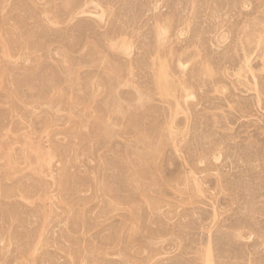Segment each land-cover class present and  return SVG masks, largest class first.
<instances>
[{"label":"rangeland","instance_id":"rangeland-1","mask_svg":"<svg viewBox=\"0 0 264 264\" xmlns=\"http://www.w3.org/2000/svg\"><path fill=\"white\" fill-rule=\"evenodd\" d=\"M0 133V264H264V0H0Z\"/></svg>","mask_w":264,"mask_h":264},{"label":"bare ground","instance_id":"bare-ground-1","mask_svg":"<svg viewBox=\"0 0 264 264\" xmlns=\"http://www.w3.org/2000/svg\"><path fill=\"white\" fill-rule=\"evenodd\" d=\"M160 34H161V33H160ZM160 34H159V37H161ZM162 35H163V32H162ZM164 35H165V34H164ZM164 35L162 36V38L164 37ZM158 68H159V67H158ZM159 69H160V68H159ZM159 69H158V70H159ZM160 71H162V73H163L162 77H163V76H164V68H163V66H161V70H160ZM160 71H159V74H160ZM204 71H205V70H204ZM204 71H203V73H204ZM208 71H210V70H208ZM205 73H206V72H205ZM207 73H208V72H207ZM209 73H210V72H209ZM209 73H208V75H209ZM157 74H158V73H157ZM210 74H211V73H210ZM206 75H207V74H206ZM156 76H157V75H156ZM162 77H159V78H162ZM165 77H166V76H164V78H165ZM159 80H160V81H161V80L163 81V79H159ZM160 81H159V83L161 84ZM162 83L165 84V82H162ZM137 95H139V94H137ZM136 97H137V98H136ZM136 97H135V98L138 99V97H141V96H136ZM135 98H134L133 103H134L135 100H136ZM138 100L140 101V100H142V98H141V99L139 98ZM140 102H143V101H140ZM135 103H136V102H135ZM136 104H137V103H136ZM140 104H141V105H140ZM137 105H138V104H137ZM138 106H142V103H139ZM117 107H118V106H117ZM119 107H120V106H119ZM118 109H119V108H118ZM118 109H117V111H118ZM120 109H121V110H120ZM120 109H119L120 111H122V109H123V111H124V107H123L122 105H121ZM123 111H122V112H123ZM122 112H120V113H122ZM107 125H108V124H107ZM111 126H112V125H110L109 128H110ZM109 128H108V129H109ZM111 128H112V127H111ZM113 128L115 129L114 125H113ZM109 130H110V129H109ZM112 130H113V129H112ZM113 131H114V130H113ZM113 131H111V133H112ZM109 132H110V131H109ZM0 135H1V133H0ZM145 135H146V134H144L143 136H145ZM148 136H149V135H147L146 138H148ZM141 137H142V136H140V138H141ZM149 137H150V136H149ZM2 139H3V138H2ZM143 139H144V141H143ZM143 139H142L140 142L143 141L142 143H143V145H145V147H146V145H147L149 142H148L147 144H144V143L146 142V141H145V137H143ZM149 139H150V140L147 139V141H151V142H152L153 139H152V140H151V138H149ZM5 140H6V139H5ZM5 140H3V141H4V145H5V142H6V143L8 142V141H5ZM0 141H1V140H0ZM1 143H2V142H1ZM1 143H0V144H1ZM25 143H26V140H25ZM8 144H9V143H7V145H8ZM26 144H27V145H26ZM26 144H25V145H26L27 148H26V150H25V154H24V155L27 156V157H29L30 155L35 154V156L37 157V159L35 158V159H36L35 163L32 162V161L35 160L34 157H32V156H34V155H32V156L30 157L31 160H32V158H33L34 160L31 161L30 158H27V159H29V160L31 161V163L34 164L35 167H34V166H33V167H34V168H37V169H35L36 171L39 170V169H42V170L44 171V169L46 168L45 166H46L47 164L49 165V160H48V158H47V157H49V155H47V156L45 155V157H44V153L42 152V150L35 148V147L29 142V139H28V138H27V143H26ZM154 144H156V143H155V142L153 143V147H154ZM150 145H152V144L149 143L148 146H150ZM5 146H6V145H5ZM2 147H3V146H2ZM153 147L150 146V147H148V148H149V150H150V148H151V149H154ZM155 147H157V146H155ZM4 148H5V147H4ZM4 148H2V149H4ZM6 148H7V147H6ZM157 148H158V147H157ZM24 149H25V148H24ZM24 149H23V150H24ZM158 149H159V148H158ZM158 149H156L157 151H155V150H153V151L158 153V151H159ZM7 150H8V148H7ZM3 151H4V152H2V153H4V156H3L2 153H0V154H2L3 157H5V154H6V155L9 154V153H7V152L5 153V151H6L5 149H4ZM8 151H9V150H8ZM146 151H148V150H146ZM153 151L151 150L150 152L153 153ZM23 152H24V151H23ZM26 154H27V155H26ZM29 154H30V155H29ZM28 155H29V156H28ZM140 155L142 156V154H140ZM0 156H1V155H0ZM3 157H2V158H3ZM5 158H7V157H5ZM8 158H9V157H8ZM11 158H12V157H11ZM46 158H47V159H46ZM3 159H4V158H3ZM3 159H2V160H3ZM4 160H5V159H4ZM11 160H12V159H11ZM11 160H10V161H11ZM47 160H48V161H47ZM6 161H7V160H6ZM7 162H8V163H7ZM7 162H6V163H7V167H8V165H9L12 161H11L10 163H9V161H7ZM46 163H47V164H46ZM44 164H46V165H44ZM12 165H13V164L11 163L9 166H11V168H13L14 165H13V166H12ZM42 165H44V169L42 168V167H43ZM31 166H32V165H31ZM33 167H32V168H33ZM8 168H9V169H8ZM8 168H7V169H8L9 171H10V170H13V171H14V169H15V167H14L13 169H11L10 167H8ZM35 170H34V171H35ZM13 171H12V172H13ZM36 171H35V172H36ZM46 171H47V170H46ZM48 171H49V169H48ZM8 173H9V172H8ZM8 173H7L6 175H8ZM37 173H39V172H37ZM40 173H42V172H40ZM43 173H44V175H45V172H43ZM47 173H48V172H46V174H47ZM10 174L13 175V173H9V175H10ZM12 175L8 176V178L11 177ZM6 178H7V176H6ZM135 228H136V227H135ZM207 261H208V260H207ZM209 261H210V260H209ZM209 261H208V262H209ZM208 264H209V263H208Z\"/></svg>","mask_w":264,"mask_h":264}]
</instances>
